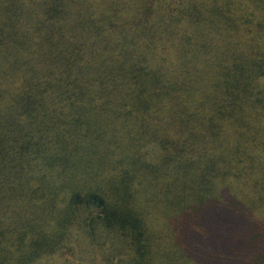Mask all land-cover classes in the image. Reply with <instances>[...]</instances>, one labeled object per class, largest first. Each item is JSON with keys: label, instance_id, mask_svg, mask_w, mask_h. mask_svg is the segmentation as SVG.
<instances>
[{"label": "trees", "instance_id": "1", "mask_svg": "<svg viewBox=\"0 0 264 264\" xmlns=\"http://www.w3.org/2000/svg\"><path fill=\"white\" fill-rule=\"evenodd\" d=\"M53 257L264 264V0H0V264Z\"/></svg>", "mask_w": 264, "mask_h": 264}, {"label": "rangeland", "instance_id": "2", "mask_svg": "<svg viewBox=\"0 0 264 264\" xmlns=\"http://www.w3.org/2000/svg\"><path fill=\"white\" fill-rule=\"evenodd\" d=\"M68 261H70L69 257H65V258L53 257V258L44 259L40 261L38 264H68L69 263ZM72 262L73 264H78L77 257H76V261L73 260Z\"/></svg>", "mask_w": 264, "mask_h": 264}]
</instances>
